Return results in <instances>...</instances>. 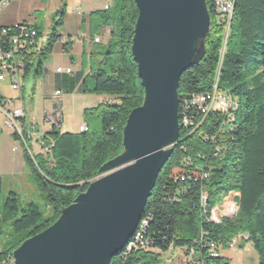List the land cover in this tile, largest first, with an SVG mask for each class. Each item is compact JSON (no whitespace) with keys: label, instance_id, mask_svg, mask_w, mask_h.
<instances>
[{"label":"trees","instance_id":"1","mask_svg":"<svg viewBox=\"0 0 264 264\" xmlns=\"http://www.w3.org/2000/svg\"><path fill=\"white\" fill-rule=\"evenodd\" d=\"M212 27L207 38L203 60L186 71L179 85L180 124L182 101L208 90L219 79L222 89L231 93L234 113L227 119V128L220 133L224 116L209 115L193 134L181 131L180 139L162 168L148 199L140 222H150L147 233L153 243L150 249L133 250L128 245L112 264H155L163 261L161 251L170 247L188 246L203 252L199 240H213L219 246L240 234H247L264 264V0H236L231 29L224 47L225 27L216 22L214 0H208ZM66 0L54 15V24L46 43L36 54L27 57L24 79L45 72V64L60 39L64 23ZM139 10L135 0H115L112 7L92 13L98 27H111L108 43L99 45L89 58V72L94 86L88 84L85 72L70 79L71 89L104 93L111 98L85 112L88 131L62 132L52 128L44 135L48 151L38 155L25 153L35 181L41 190L43 203L22 202L16 191H10L4 203L0 177V264L10 262L14 251L28 238L54 224L63 208L86 191L101 175V167L123 152L124 127L130 112L144 101L145 89L138 73V63L132 53ZM38 39L43 35L37 26ZM100 122V129L94 121ZM210 139L206 140L205 136ZM13 136L19 138L15 132ZM218 139L222 151L215 155L213 141ZM192 158L193 163L187 159ZM207 166L208 177L201 179V167ZM194 171L196 176L185 180L177 177ZM237 213L234 217L213 223L210 215L224 198L233 192ZM207 195L203 199L202 194ZM179 195L178 202L169 199ZM133 238L130 241H133ZM129 241V242H130ZM156 251H160L159 253ZM192 260H195V253ZM128 256V257H126ZM209 264H230L224 256L209 259Z\"/></svg>","mask_w":264,"mask_h":264},{"label":"water","instance_id":"2","mask_svg":"<svg viewBox=\"0 0 264 264\" xmlns=\"http://www.w3.org/2000/svg\"><path fill=\"white\" fill-rule=\"evenodd\" d=\"M132 53L145 89L107 161L59 219L25 240L10 264H112L134 236L158 176L180 139L179 85L207 52L208 0H135Z\"/></svg>","mask_w":264,"mask_h":264},{"label":"built area","instance_id":"3","mask_svg":"<svg viewBox=\"0 0 264 264\" xmlns=\"http://www.w3.org/2000/svg\"><path fill=\"white\" fill-rule=\"evenodd\" d=\"M11 0H0V8L3 5L9 4ZM231 2H236V0H214L216 9V22L224 25L225 27V38L224 47L226 48L227 40L229 37L231 23L234 16V11L231 9ZM110 6L106 5L105 9ZM107 32H111L112 28L107 27ZM102 38L100 36L95 38L96 43H100ZM43 44H41L38 39L37 30L29 23L6 25L1 28L0 32V82L9 79L11 86L14 90L21 91L24 81V75L28 66L27 57L32 54L38 53ZM58 72H63L65 69L63 67H58ZM71 68L66 69L67 72H71ZM62 95L61 90L55 91V96L60 97ZM233 99H231V93L222 89L219 84V79H216L214 84L206 91L194 94L190 97L183 99L182 101V117L185 118V127H181L185 133L193 134L195 133L207 120L209 115L213 113H218L224 116V120L221 124L220 133L227 128V119L231 113H234L233 109ZM12 103L11 100L5 99L0 94V112L4 114L5 122L15 130L18 137L23 141V143L28 145V138L35 134V129L37 127V121L35 116L29 115L23 106L19 107H8V104ZM43 120L50 128H60L63 121V112L59 106L54 107L50 111H45L43 114ZM89 127L86 123L80 125V131H88ZM206 140L210 139L209 135L205 136ZM42 151H48L49 145L45 142L44 136L38 140ZM218 139L213 141V151L215 155L222 151V145L219 143ZM30 152L33 151L28 147ZM188 163H193V159H187ZM200 178L204 179L208 177L209 171H207V166L201 167ZM196 176L192 170V174L189 172L183 174L176 179L185 180L187 177ZM237 194L233 192V198L230 199V212L237 211L233 210V203L237 202ZM205 193L202 194L201 200L203 205V199H207ZM172 202H178L179 195L175 194L170 199ZM207 220L213 223H221L217 218V212L212 208L210 210V215H204ZM150 222L148 218V223H144L142 227V234L136 239V243L133 244L131 250H129L128 256L133 250L138 249H150L153 240L147 233V228ZM205 232L202 233V237L199 240L201 247L204 248L203 252H198L196 248H189L188 253H195V260H188V254L184 260V264H209L206 261V256L209 259H217L223 256L221 250L222 247L218 245L213 240L205 239ZM249 237L247 234H243V240H247ZM238 240L234 238L230 243L229 247H235ZM126 256V257H128ZM10 262H3V264H10ZM155 264H171L168 260L161 261Z\"/></svg>","mask_w":264,"mask_h":264},{"label":"rangeland","instance_id":"4","mask_svg":"<svg viewBox=\"0 0 264 264\" xmlns=\"http://www.w3.org/2000/svg\"><path fill=\"white\" fill-rule=\"evenodd\" d=\"M59 0H50V7L57 5ZM114 4L115 0H111ZM68 3V4H67ZM67 6L70 1H66ZM62 8V7H61ZM44 34L39 38L41 41L47 40V34L50 32L47 24L44 22L43 26ZM109 33V32H107ZM107 42L110 40V33L107 34ZM85 76L88 78V84L90 87L94 86L95 79L87 71ZM29 79L33 85V77ZM39 85L36 87V100L33 103L29 98H25V108L28 114L33 112L41 120L44 112V105L41 103V95L39 91ZM64 104L60 107L64 113L65 120L63 121L59 130L62 132H78L80 125L85 123V112L89 108L100 106L111 97L104 93H95L91 91H83L79 87L75 90H63ZM19 91L14 90L11 86L9 79L0 82V94L6 99H12L13 102L8 104V107H18L19 101H16V97ZM27 95V90H25ZM18 103V104H17ZM34 104V105H33ZM62 105V104H61ZM23 106V105H22ZM94 126L100 129V122L94 121ZM41 128V127H38ZM38 128L35 129V134L28 138V145L23 143L20 138H15L13 134L15 130L11 128L6 122L2 112H0V177L3 182V189L1 194V201L4 203L10 191H16L22 202L34 200L39 204L43 203L41 190L35 181L34 173L31 167L28 165L25 153L28 147L31 148L33 154L36 156L42 152L38 140L45 134ZM44 130H49L50 126L44 125ZM30 151V150H28ZM231 195V197H230ZM233 198V194L229 193L220 205H217L215 209H218L217 218L223 219L224 217H234L235 212H230V199ZM235 202L233 203V210L237 211ZM238 242L235 247L223 246L222 254L224 261L230 264H259V257L254 249L253 245L248 240H243V234L235 237ZM189 247H170L167 251H161V259L168 260L171 264H184V260L188 254ZM160 252V251H156ZM188 260H192V255L188 256Z\"/></svg>","mask_w":264,"mask_h":264},{"label":"crops","instance_id":"5","mask_svg":"<svg viewBox=\"0 0 264 264\" xmlns=\"http://www.w3.org/2000/svg\"><path fill=\"white\" fill-rule=\"evenodd\" d=\"M66 1H70V4L68 6V3L66 4L64 23L59 29L60 39L56 42L53 52L46 61L44 74L39 77L30 74L26 80L24 79L22 89L15 98L16 101L20 102L21 105L19 106L23 105L25 108L26 97L32 100L33 103L35 102L38 84L44 112L50 111L56 106L63 107V92L60 97H56L55 91L71 89L70 79L74 78L79 72L86 73L89 71V58L93 51L108 40L107 27H98L95 21L92 20V13L105 10L106 5L112 7L111 0ZM49 2L50 0H11L9 4L0 8V32L1 28L6 25L29 23L32 26H37L44 34L43 26L45 22L50 31L47 34L49 36L54 24V15L63 7V0H59L54 7H50ZM98 36L102 38L100 43L95 42V38ZM40 42L41 44L46 43L44 39ZM58 67H63L65 71L58 72ZM68 68L72 69L71 72L66 71ZM30 76L33 77V85L30 84ZM25 90H27V95ZM8 100L13 102L12 99ZM25 110L27 111L26 108ZM29 115L35 116L36 128L41 127L38 129L42 133L46 134L51 130V128L49 130L43 129L44 125L48 126L43 120V115L41 120H38L33 112ZM234 193L240 195L239 192L235 191Z\"/></svg>","mask_w":264,"mask_h":264},{"label":"bare ground","instance_id":"6","mask_svg":"<svg viewBox=\"0 0 264 264\" xmlns=\"http://www.w3.org/2000/svg\"><path fill=\"white\" fill-rule=\"evenodd\" d=\"M234 8H235V2H231V9H232V11H234ZM179 112H180V108H179ZM179 118H180V116H179ZM184 125H185V119H184ZM230 197H231V195H230ZM236 204V203H235ZM237 206V205H236ZM236 209H237V207H236ZM214 211H216V210H214ZM233 217V216H232ZM144 223H147V221H143L142 222V225H140L139 224V226H138V229L136 230V232H135V234H134V239H133V241H130V242H128V247H130V248H132V246H133V244H135L136 243V239H138V237H139V235H141L142 234V227H144ZM133 238V237H132ZM131 238V239H132ZM126 248V247H125ZM123 252V251H122Z\"/></svg>","mask_w":264,"mask_h":264}]
</instances>
